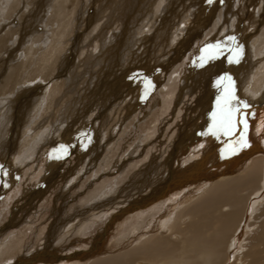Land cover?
I'll list each match as a JSON object with an SVG mask.
<instances>
[{"label":"rangeland","instance_id":"obj_1","mask_svg":"<svg viewBox=\"0 0 264 264\" xmlns=\"http://www.w3.org/2000/svg\"><path fill=\"white\" fill-rule=\"evenodd\" d=\"M263 84L264 0H0V264L87 253V226L135 204L172 142L218 123L227 88L240 109ZM74 216L92 218L67 232Z\"/></svg>","mask_w":264,"mask_h":264},{"label":"bare ground","instance_id":"obj_2","mask_svg":"<svg viewBox=\"0 0 264 264\" xmlns=\"http://www.w3.org/2000/svg\"><path fill=\"white\" fill-rule=\"evenodd\" d=\"M259 92L257 98L251 94L257 103L234 112H245L246 119L231 133L219 129L211 132L219 125L213 122L200 136L193 133L184 137L186 143L172 142L168 156L152 168L153 172L149 171L147 180H142L144 185L138 193L141 198L135 204L121 209L99 231V224L87 226L93 237L87 253L60 257L36 252L37 258L30 255L32 260L16 264L55 260L59 264L58 260L71 258L75 260L72 264H264V115L255 110L264 101V84ZM209 134L220 136L206 146ZM242 138L246 146L240 143ZM198 141L200 146L193 147ZM185 147L191 153L181 163L174 158ZM190 156L192 161L186 162ZM205 156L207 159L198 167V159ZM186 180L191 185L179 190L177 196L168 197ZM127 213L133 214L130 221L135 220L130 223V235L103 248L100 244L111 221ZM90 218L74 216L67 232Z\"/></svg>","mask_w":264,"mask_h":264},{"label":"snow or ice","instance_id":"obj_3","mask_svg":"<svg viewBox=\"0 0 264 264\" xmlns=\"http://www.w3.org/2000/svg\"><path fill=\"white\" fill-rule=\"evenodd\" d=\"M212 47H213L212 45H209V46H207V48L204 51H208V49H210ZM200 59L203 62L206 59V57L201 56ZM223 79H225V78L222 77L221 80H223ZM234 101H236V97H235L232 89L229 87L226 89V95L223 98V105L220 108L219 120H218L219 127L224 129L226 131V133H231V131L234 127L233 114L235 111H238V109L233 107ZM242 106L248 107L247 104H243V103H242ZM214 115H216V114H214ZM240 143L243 146H246V144H247L246 140H243V138L241 139Z\"/></svg>","mask_w":264,"mask_h":264}]
</instances>
